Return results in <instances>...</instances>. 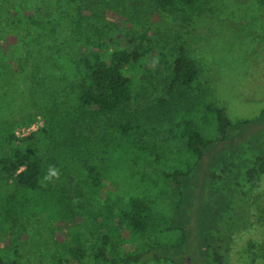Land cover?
<instances>
[{"label": "rangeland", "instance_id": "obj_1", "mask_svg": "<svg viewBox=\"0 0 264 264\" xmlns=\"http://www.w3.org/2000/svg\"><path fill=\"white\" fill-rule=\"evenodd\" d=\"M205 6L185 22L174 10L160 11L154 0H0V119L19 120L62 100V90L72 79L68 62L84 52L82 46L103 56L139 47L146 52L128 71L132 92L125 112L144 117L150 129L141 136L149 155L135 149L120 153L116 147L113 161L104 160L108 173L97 188L86 186L85 171L78 165L65 163L59 177L72 200L71 217L78 228L74 241L56 235L55 220L44 210L32 215L26 209L16 212L11 201L4 206L6 194L0 191L4 261L52 264L61 249L78 244L90 264L101 234L109 235L107 252L116 257L135 246L174 243L179 232L167 229L178 199L176 185L162 182L161 172L184 170L191 157L181 145L165 142L156 101L185 32L193 36L187 57L198 69L197 83L206 102L223 108L230 121L251 119L264 109V0H207ZM114 119L100 116L75 128L72 136L76 141L81 137L77 147L87 165L111 150L108 133L112 137L109 124ZM43 123L37 114L28 127H16L14 136L24 137ZM131 197L149 206L147 230L134 236L111 223L112 207L119 209ZM255 198H264V175L254 182L246 215L231 217L236 223L227 227L223 264H264V215L252 204ZM3 206L14 211L10 218L1 212ZM146 264L172 263L159 257Z\"/></svg>", "mask_w": 264, "mask_h": 264}, {"label": "trees", "instance_id": "obj_2", "mask_svg": "<svg viewBox=\"0 0 264 264\" xmlns=\"http://www.w3.org/2000/svg\"><path fill=\"white\" fill-rule=\"evenodd\" d=\"M205 3L207 0H154L160 11L174 10L182 14L185 22L206 9ZM187 32L186 39L177 43L169 75L163 81L162 96L156 101L165 142L181 145L191 157L186 169L161 172L162 182L176 185L178 198L167 232L179 234L169 246H135L119 257L109 256V235L101 234L90 264H146L159 257L172 264H223L227 248L221 252L227 227L236 223L231 217L246 215L254 182L264 175V109L251 119L230 121L223 108L206 102L197 83L198 69L187 57L193 41ZM82 48L84 52L68 62L72 79L62 90V100L48 110L24 115L19 120L0 119V191L6 194L4 206L11 201L16 212L26 209L32 215L44 210L55 220L56 235L72 241L78 238V228L71 217L75 215L72 200L60 177L45 179L49 168L63 174L65 163L76 164L85 171L86 186L97 188L108 173L104 160L113 161L111 155L116 154V147L120 153L135 149L134 153L149 155L141 139L150 131L147 121L125 112L132 92L128 71L139 64L146 51L133 47L103 56ZM37 114L44 119L43 125L24 137H15L14 129L28 127ZM100 116L115 118L109 124L111 150L100 154V161L87 165L77 147L82 139L77 137V142L73 137L75 128ZM164 124L168 125L166 130ZM252 204L264 215V198L252 199ZM1 212L9 218L14 213L5 207ZM111 212L115 230L123 229L131 236L147 230L146 201L131 197L119 209L112 207ZM51 263L86 264L78 244L61 249ZM0 264H16V260L7 262L0 257Z\"/></svg>", "mask_w": 264, "mask_h": 264}, {"label": "clouds", "instance_id": "obj_3", "mask_svg": "<svg viewBox=\"0 0 264 264\" xmlns=\"http://www.w3.org/2000/svg\"><path fill=\"white\" fill-rule=\"evenodd\" d=\"M52 178H59V170L50 167L48 170V175L45 176L46 180H51Z\"/></svg>", "mask_w": 264, "mask_h": 264}]
</instances>
